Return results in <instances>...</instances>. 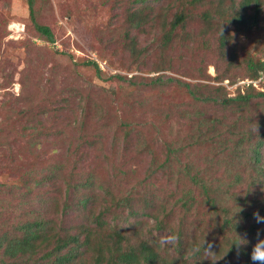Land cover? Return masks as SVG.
Segmentation results:
<instances>
[{
    "label": "rangeland",
    "instance_id": "obj_1",
    "mask_svg": "<svg viewBox=\"0 0 264 264\" xmlns=\"http://www.w3.org/2000/svg\"><path fill=\"white\" fill-rule=\"evenodd\" d=\"M131 4L130 0H39L37 22L50 26L55 37V42H48L31 18L29 0H0L1 230H15L19 219L26 218L25 214L34 219L39 209L49 215L51 202H41L37 192L30 198L23 197L20 176L28 169L39 173L55 159L68 155L63 158L68 174L74 171L76 178L84 179L93 176V187L98 190L102 186L99 192H106L107 196L113 192L122 198L134 191L137 206H146L150 199L158 208L167 204L174 212L167 218L171 228H177L184 219L191 240L202 239L193 232L199 223L206 224L199 225L207 230L206 235L212 232L210 226L215 224V217L220 218L219 204L211 206L205 195L195 189L192 193L198 203L191 212L184 213L180 204L175 203L189 190L191 181L179 180L178 174L155 167L165 159L166 142L180 144L193 130L189 121L198 106L200 113L217 114L215 108L199 105L187 88L178 83L189 82L203 94L214 95L213 86L219 84L214 78L215 64L221 61L219 51L195 46L193 52L181 51L177 45L163 53L154 47L159 43L157 27L140 33L141 43L136 47L139 52L147 45L151 52H133L132 38L138 30L126 17ZM257 34L250 38L241 36L240 57L250 52L264 58V40L258 43L263 32L259 37ZM89 61L96 62L99 69L86 63ZM220 64L223 70L225 64ZM160 66L165 69L156 70ZM230 70V80L237 81L231 84L227 79L223 84H229L227 90L234 94L247 79L244 68L234 66ZM160 76L164 79L156 80ZM254 82L259 86V82ZM123 121L136 126L132 138H139L137 141L143 147L150 146L149 150H123L130 131ZM60 131L68 135H60ZM96 137L101 143L92 149L99 151L86 154L88 158L81 154H54L65 149L67 143L63 144V139L68 142L70 153L78 140ZM203 150L193 147V157L187 158L196 170L200 164L206 165L207 177L216 180V185L228 186L231 178L210 165L208 158L199 157L208 149ZM232 182L231 190L238 201L228 198L224 204L230 209L241 205L247 190L250 197L264 194L259 189L246 188L247 184L240 187ZM50 217L58 222L60 215L51 213ZM173 234L174 231H162L158 240L163 246L172 244Z\"/></svg>",
    "mask_w": 264,
    "mask_h": 264
},
{
    "label": "trees",
    "instance_id": "obj_2",
    "mask_svg": "<svg viewBox=\"0 0 264 264\" xmlns=\"http://www.w3.org/2000/svg\"><path fill=\"white\" fill-rule=\"evenodd\" d=\"M37 1L29 0L31 18L41 36L48 42H55L51 27L37 22ZM130 2L132 4L126 17L138 30V35L132 38L133 52H138L136 47L138 42L141 43L140 33L158 27L155 29L158 33L155 35L159 36V43L154 45L156 50L168 53L177 45L181 51L190 49L193 52L194 46L205 50L215 49L219 51L220 63L225 64L223 70H220V63L215 64L217 75L214 78L219 84L213 86L216 91L214 95L203 94L189 82L178 83L187 88L199 105L213 107L217 114L200 113L198 106L194 111L196 115L189 121L193 130L180 144L172 140L166 142L165 159L155 167V170L164 167L168 173L178 174L179 180L188 178L191 181L189 190L175 203L180 204L184 213L191 212L198 203L197 196L192 193L198 189L205 195L208 204L213 207L219 204L220 218L215 217V224L210 226V231L213 229L210 235H206L207 230L199 226L205 227L206 224L194 226L196 231L193 232L199 233L202 239L191 240L190 228L183 222L184 219L177 228H171L167 218L174 212L169 210L167 204L158 208L150 199L146 206H137L134 191L122 198L113 192L107 196L106 192L98 191L102 186L98 190L93 187V176L84 179L76 178L74 171L68 174L66 155L63 157L65 159H55L39 173L28 169L20 176L23 197L30 198L31 194L37 192L41 202H51L47 209L49 215L44 209H39L34 219L27 217L28 214H25L26 218L19 219L15 230L0 228V264H252V245L258 235L264 238V223H257L253 214L259 212L264 216V194L250 197L246 189L238 208L234 206L230 209L224 203L228 198L238 201L237 194L231 190V181L240 187L247 184L246 188L264 191V58L250 52L240 57L238 53L241 36L250 38L258 33L259 37L263 32V39H258V43L264 40V0ZM141 49L138 53L151 52L147 45ZM86 63L99 69L94 61ZM234 66L244 68L245 78L252 82L241 85L242 88L230 94V90H227L229 84L223 83L227 79L231 84L237 81L230 80L229 72ZM163 69L164 66L156 68ZM201 73L205 74L204 70ZM162 79L164 76L156 78ZM254 81L259 82L260 88ZM255 123L258 124V134L252 131ZM124 124L130 127V131L125 137L123 150H149L150 146L143 147L137 141L139 138H132L136 126ZM59 134L68 135L64 131ZM77 142L68 153V142L63 139L62 143H67L65 149L54 151V154H81L88 158L86 154H97L99 148H92L99 145L101 140L97 137L82 138ZM193 147L204 149L203 152L208 149L199 157L208 158L210 165L222 169L231 178L228 186L216 185V180H209L206 165L200 164L195 169L196 165L188 159L193 157L190 154ZM114 152H118V149H114ZM51 213L60 215L58 222L50 217ZM162 231H174L176 240L163 246L158 240ZM238 235L248 241L241 247L239 255L233 244L239 239ZM206 241L213 244L215 262L205 258Z\"/></svg>",
    "mask_w": 264,
    "mask_h": 264
},
{
    "label": "clouds",
    "instance_id": "obj_3",
    "mask_svg": "<svg viewBox=\"0 0 264 264\" xmlns=\"http://www.w3.org/2000/svg\"><path fill=\"white\" fill-rule=\"evenodd\" d=\"M252 131L258 134V124L257 123H255L254 126L252 127ZM253 215L257 223H264V216H261L259 212H255ZM238 236H239V239L233 242V244L236 245L237 255L240 254L241 247L248 243L246 238L241 237L240 235ZM175 240H176V237H172V241H175ZM212 248H213V244L209 241H206L205 242V258H208L212 262H215L217 259H214L212 256V254H214V252L212 251ZM250 260L252 264H264V238H259V235H258L256 242L252 245V249L250 253Z\"/></svg>",
    "mask_w": 264,
    "mask_h": 264
},
{
    "label": "built area",
    "instance_id": "obj_4",
    "mask_svg": "<svg viewBox=\"0 0 264 264\" xmlns=\"http://www.w3.org/2000/svg\"><path fill=\"white\" fill-rule=\"evenodd\" d=\"M252 81L251 80H244L243 84H250ZM258 82V81H257ZM255 85L257 86V84L255 83Z\"/></svg>",
    "mask_w": 264,
    "mask_h": 264
}]
</instances>
